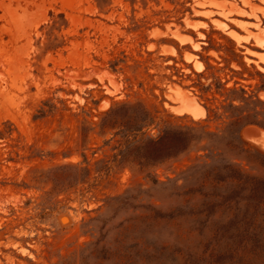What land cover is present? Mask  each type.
Wrapping results in <instances>:
<instances>
[{
	"label": "rangeland",
	"instance_id": "374dc122",
	"mask_svg": "<svg viewBox=\"0 0 264 264\" xmlns=\"http://www.w3.org/2000/svg\"><path fill=\"white\" fill-rule=\"evenodd\" d=\"M238 132L264 0H0V264H264Z\"/></svg>",
	"mask_w": 264,
	"mask_h": 264
},
{
	"label": "trees",
	"instance_id": "16d2710c",
	"mask_svg": "<svg viewBox=\"0 0 264 264\" xmlns=\"http://www.w3.org/2000/svg\"><path fill=\"white\" fill-rule=\"evenodd\" d=\"M256 124H258V125H261V123H257V122H255ZM240 131V130H239ZM238 139H239V141H240V143H241V145L245 148V149H250V150H254L255 151V153L257 154V155H259V157L260 156H264V154L263 153H261L260 151H258V150H256V149H251V148H248L247 146H246V144L242 141V139L240 138V134H239V132H238ZM247 147V148H246ZM244 149V150H245ZM245 153H249V152H247L246 150L244 151ZM221 161H223L222 159H221ZM224 161H225V159H224ZM223 161V162H224ZM232 161V160H231ZM231 161H230V164H229V162H226V163H228L229 165H232V167H234V163H232L231 164ZM244 161H245V164H246V166H248V168H249V170L248 171H246V170H243V169H238V170H240L241 172H242V175H243V177L245 176V177H251L252 176V170H256L253 166V164L255 163V161H250L248 158H246V159H244ZM241 162H243V161H241ZM251 162H253V164L251 163ZM227 164V165H228ZM232 167H230V169L232 168ZM253 178H254V176H253Z\"/></svg>",
	"mask_w": 264,
	"mask_h": 264
},
{
	"label": "water",
	"instance_id": "95a60500",
	"mask_svg": "<svg viewBox=\"0 0 264 264\" xmlns=\"http://www.w3.org/2000/svg\"><path fill=\"white\" fill-rule=\"evenodd\" d=\"M256 126H247L243 129V134L245 137H256L259 136L256 131Z\"/></svg>",
	"mask_w": 264,
	"mask_h": 264
}]
</instances>
